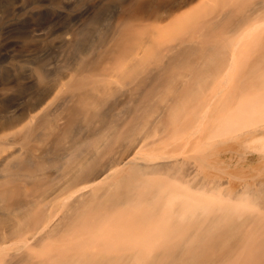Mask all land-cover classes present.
<instances>
[{
  "label": "bare ground",
  "instance_id": "bare-ground-1",
  "mask_svg": "<svg viewBox=\"0 0 264 264\" xmlns=\"http://www.w3.org/2000/svg\"><path fill=\"white\" fill-rule=\"evenodd\" d=\"M36 1L0 7V264H264V109L224 88L264 73V0L170 41Z\"/></svg>",
  "mask_w": 264,
  "mask_h": 264
},
{
  "label": "rangeland",
  "instance_id": "rangeland-1",
  "mask_svg": "<svg viewBox=\"0 0 264 264\" xmlns=\"http://www.w3.org/2000/svg\"><path fill=\"white\" fill-rule=\"evenodd\" d=\"M68 1L70 4L68 3ZM229 1L230 0H206L205 2H203L202 0L200 3L198 0H71L72 2L71 3L70 0H67V1L65 0H46L43 2L44 4L46 3L45 5L48 6L49 11H50L49 13L50 16L47 15L45 17L48 20L50 19L49 17L51 16L55 17L58 13H60L59 14L60 18L57 21H60L61 19V23H62L64 21H68L69 19H71L77 13V11L81 10V8L89 7V9L93 8L92 10H95L96 12H98L99 10L97 11V9L99 8L97 6H99L100 10L102 11L98 12V23H97L98 28L102 23L120 24L122 20H124V22H142L146 26L145 30L148 35L152 33H156V36H158L161 40L170 41L176 38V35L178 32L186 31L187 26L189 24H192L197 20H200L204 17L206 18L207 16L214 14L216 11L222 8L224 4L229 3ZM43 2L36 1L34 3L35 5L34 4L33 5L34 7L38 5L41 6ZM65 2L67 4H65ZM13 3H15V0H0V7H5L6 5H12ZM54 6H56L57 9L56 8L54 9ZM65 15H69V17ZM9 16H7V18ZM90 16L87 17L86 15H84L83 17L87 19ZM83 17L81 18L84 19ZM111 20H113V23ZM54 21L52 19L51 23L49 22L46 25V28L47 27L48 29L54 28L53 26L57 22V21L55 22ZM237 22H238L237 19L232 20L230 23L226 25L225 29L228 30L232 28L235 24H237ZM263 27L258 29V27L256 26L255 27L256 29L251 33L252 36L250 34H247L246 37H244L245 36L244 35L243 37L247 38V40L243 39L241 35V39L243 40H240L237 37V40L235 41L239 43V40H240V42L242 41L243 43L246 40L245 42L250 43L253 38V33H255L254 37H257L258 35V38H257L258 40L255 38L257 42L259 41V38L262 35L261 30ZM46 28H43V29L48 30ZM256 30L257 32H255ZM33 31L35 32V30ZM247 33H249V31ZM19 38L22 39L21 37H19V34L15 33V31L13 30H0V54L4 52L5 50H9L11 47L15 48V42ZM253 42L256 43L255 40ZM249 43H243L244 47L243 46L242 47L248 48L250 46ZM240 44L238 46H240ZM245 44L246 45L249 44V46L246 47ZM253 46L254 45H252L249 49H252ZM16 47L19 49L18 46ZM2 64H3V60L0 56V66ZM241 76H242V79L250 78V80L247 82L245 81L234 82L231 79H229L225 82L224 88L229 89V90H236L240 96L238 101L242 103L243 105H246V106L250 105V107L264 109V73L260 71L259 72L256 71L252 73H244V74H241ZM171 90H174V89H171ZM251 92H258L259 96L250 100L247 98V95ZM9 110H10L9 112H4L0 114V117H1L0 122H3L4 120L9 119V117L13 115L15 116V113L12 112L11 109ZM11 112L13 113L12 115H11ZM8 113L10 115L7 117L6 115H8ZM260 118L264 120V115L260 116ZM228 132L230 131H225L223 133H228ZM24 158L23 160H21V164L23 166L27 165L26 164L27 161H24V160H28V158H25V159ZM22 161L24 163H22ZM214 173L218 177L219 176H236L239 173V171L238 170L234 171V167L224 166V165H222L221 167V165L218 164L216 168H214ZM232 178H236V177H232Z\"/></svg>",
  "mask_w": 264,
  "mask_h": 264
}]
</instances>
